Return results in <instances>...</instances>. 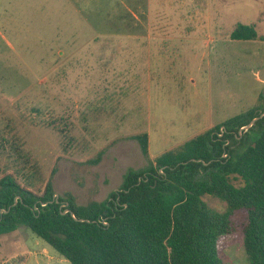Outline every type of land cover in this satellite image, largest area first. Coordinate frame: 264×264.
<instances>
[{"label": "rangeland", "instance_id": "obj_1", "mask_svg": "<svg viewBox=\"0 0 264 264\" xmlns=\"http://www.w3.org/2000/svg\"><path fill=\"white\" fill-rule=\"evenodd\" d=\"M238 24L264 37V0H0V178L40 194L55 168V195L101 202L147 166L130 136L153 160L262 104L264 40H231ZM243 216L218 238L223 264H248ZM0 264L70 262L22 226Z\"/></svg>", "mask_w": 264, "mask_h": 264}, {"label": "trees", "instance_id": "obj_2", "mask_svg": "<svg viewBox=\"0 0 264 264\" xmlns=\"http://www.w3.org/2000/svg\"><path fill=\"white\" fill-rule=\"evenodd\" d=\"M230 39L264 37L238 24ZM252 131L260 134L250 140ZM129 139L138 143L147 166L128 169L119 189L101 202L79 205L69 192L56 198L55 168L40 194L12 174L2 176L0 236L27 227L70 264H223L218 238L236 230L232 216L244 211L240 228L248 264H264V102L153 160L147 133ZM102 155L86 163L97 165ZM205 195L226 202L227 210L210 209ZM66 207L70 213L63 214Z\"/></svg>", "mask_w": 264, "mask_h": 264}, {"label": "water", "instance_id": "obj_3", "mask_svg": "<svg viewBox=\"0 0 264 264\" xmlns=\"http://www.w3.org/2000/svg\"><path fill=\"white\" fill-rule=\"evenodd\" d=\"M262 116V115H261ZM260 116V117H261ZM258 118H254L247 126H245V128H246V130L248 129V128H250L253 124H254V122L257 120ZM55 197L57 198L58 196L57 195H55ZM65 206H67V204H65ZM65 213H70V209H68L67 207L65 208V210L63 211V214H65Z\"/></svg>", "mask_w": 264, "mask_h": 264}]
</instances>
